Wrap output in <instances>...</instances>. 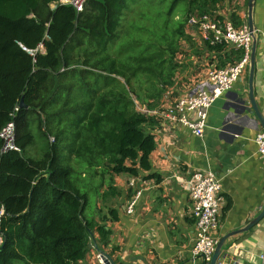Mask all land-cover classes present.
<instances>
[{"label": "trees", "instance_id": "trees-1", "mask_svg": "<svg viewBox=\"0 0 264 264\" xmlns=\"http://www.w3.org/2000/svg\"><path fill=\"white\" fill-rule=\"evenodd\" d=\"M220 1L0 0V130L13 123L18 149L0 153V264H77L96 236L108 244L117 178L150 176L159 121L135 99L157 107L193 47L190 19L221 22Z\"/></svg>", "mask_w": 264, "mask_h": 264}, {"label": "crops", "instance_id": "crops-1", "mask_svg": "<svg viewBox=\"0 0 264 264\" xmlns=\"http://www.w3.org/2000/svg\"><path fill=\"white\" fill-rule=\"evenodd\" d=\"M247 2L221 0L213 11L221 22L208 18L218 24L232 23L231 20L237 18L240 26H247ZM252 17L257 39L253 94L264 117V35L260 34H264V0H255ZM187 32L194 44L192 48L184 47L183 53L186 51L185 55L190 58L185 60L179 56L182 67L176 73L174 85L153 111H161L179 96L198 89L210 71L221 69L216 67L214 58L218 57L226 66L239 61V50L235 47L204 40L193 24ZM206 43L225 47L217 52L209 51ZM247 83L248 68L233 88L217 99L209 110L201 139L187 129L173 128L164 136L159 126L153 127L155 149L150 156L151 169L143 174L144 177L150 176L143 180L144 184L142 180L137 183L142 194L134 215L125 214V204L134 191L123 181L130 176H120L117 184L123 196L115 205L118 220L107 226L111 231L109 242L102 245L96 236L89 251L77 264H99V252L108 255L113 264H201L190 259L189 252L197 230L184 188V182L196 170H210L220 181L219 239L242 230L260 213L264 203V163L252 142L255 130L249 127V123L254 121L251 120L254 116L245 111L235 118L233 110V106H238L236 100L247 99ZM245 106L250 107L248 102ZM149 116L158 121L157 116ZM262 256L264 222L248 232L228 238L216 264H264Z\"/></svg>", "mask_w": 264, "mask_h": 264}, {"label": "built area", "instance_id": "built-area-1", "mask_svg": "<svg viewBox=\"0 0 264 264\" xmlns=\"http://www.w3.org/2000/svg\"><path fill=\"white\" fill-rule=\"evenodd\" d=\"M85 1L59 0L61 4L71 6L76 12L82 10ZM190 24L198 27L204 40H210L212 44L231 45L242 52V57L234 64L210 71L207 78L200 82L198 89L193 90L190 94L179 96L171 106H167L161 111H150L139 106L137 109L147 115L157 116L159 128L161 129L160 133L163 131L164 136H167L173 128H182L189 130L193 136L201 139L207 126L209 110L215 101L230 91L246 72L252 38L246 25L236 27L231 22L218 24L211 21L207 16L192 17ZM253 33L256 36L255 30ZM260 34L264 35L263 33ZM249 125L250 128L255 130L252 142L257 148L259 158L264 163V131L259 124L250 122ZM258 127L260 129L256 130ZM0 140L2 141L0 153L6 150H18L14 145L13 123H7L0 130ZM130 178L123 181L134 191L125 204V214L127 216L134 215L142 194V188L137 187V183L142 179L140 177ZM141 183L144 184L143 180ZM184 188L191 202L190 215L197 230L189 252L190 259L197 260L201 264H209L219 241L217 231L222 207L219 196L221 184L210 170H196L184 182ZM105 230L108 229L105 228ZM261 258L264 260V256ZM97 260L99 264L109 263L107 256L102 252L97 254Z\"/></svg>", "mask_w": 264, "mask_h": 264}, {"label": "water", "instance_id": "water-1", "mask_svg": "<svg viewBox=\"0 0 264 264\" xmlns=\"http://www.w3.org/2000/svg\"><path fill=\"white\" fill-rule=\"evenodd\" d=\"M255 4V0H248L247 2V27L249 32L251 33V38H252V44L250 48V54H249V63H248V95L247 99H239L236 100L238 106H233L234 110V116L237 118L238 116L244 114L245 111H248L250 115H253L254 117L251 120H254L253 122L255 124H259L260 128L264 131V117L261 114L259 107L254 99V94H253V77H254V65H255V48H256V37L253 33V17H252V12H253V7ZM248 102L250 107H246L245 103ZM19 107H24V104L22 100L19 103ZM262 222H264V203L262 206V209L260 213L252 219L246 227H244L242 230L238 231H233L231 233H228L221 237L215 247V251L212 255L211 261L209 264H216L220 254H221V248L223 247L224 243L227 241L228 238L232 236H236L241 233L248 232L249 230H252L255 227H258ZM106 255V254H105ZM108 258L109 263L108 264H113L108 255H106Z\"/></svg>", "mask_w": 264, "mask_h": 264}, {"label": "rangeland", "instance_id": "rangeland-1", "mask_svg": "<svg viewBox=\"0 0 264 264\" xmlns=\"http://www.w3.org/2000/svg\"><path fill=\"white\" fill-rule=\"evenodd\" d=\"M133 16L136 17V14H134ZM148 20L157 21V19H155V18L152 17V16H150ZM117 48H118V47H117V45H116L115 48H114V51H113L114 58H117V57H118V54H117ZM134 53H135V55H138V54H139V52H137V51H134ZM181 55H182L183 57H185V60H187V59L190 58L189 56H187V55H185V54H181ZM127 56H131V57H133V54L130 53V52L126 53V54L123 56V58L120 59V61L124 62L126 65H131V64L134 65L135 63H130V62H131V59H130V58H125V57H127ZM186 62H187V61H186ZM188 63H191V61L188 62ZM135 101H136V103H137L138 105L144 107V104H141V103H140L139 101H137L136 99H135ZM158 105H159V104H158ZM158 105H157V106H158ZM32 132H33V133H36L34 127H32ZM34 146H35V147L33 148V150H31V152H30V149H31L32 147L28 150V152H30V155H31V156H32L33 154H35V156H37V153L40 151V149H41V147H42V143H41V141L38 140V141L35 143ZM14 264H20V263H19L18 261H15Z\"/></svg>", "mask_w": 264, "mask_h": 264}]
</instances>
